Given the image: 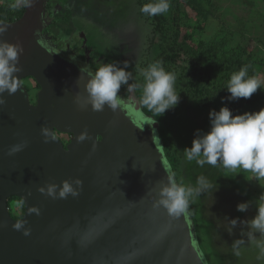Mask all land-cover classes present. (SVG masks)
Masks as SVG:
<instances>
[{
	"label": "water",
	"instance_id": "1",
	"mask_svg": "<svg viewBox=\"0 0 264 264\" xmlns=\"http://www.w3.org/2000/svg\"><path fill=\"white\" fill-rule=\"evenodd\" d=\"M42 9L43 0H32L19 18L0 20V40L23 49L18 89L0 105V264H209L190 209L173 218L153 208L160 182L175 173L159 122L140 113L141 100L129 101L132 92L119 93L116 111L80 107L88 56L73 61L56 48ZM28 76L39 85L35 103L21 82ZM85 130L90 139L78 142ZM56 131L71 134L68 143ZM77 178L76 197L39 191ZM12 195L25 207L17 218L7 206Z\"/></svg>",
	"mask_w": 264,
	"mask_h": 264
},
{
	"label": "rangeland",
	"instance_id": "2",
	"mask_svg": "<svg viewBox=\"0 0 264 264\" xmlns=\"http://www.w3.org/2000/svg\"><path fill=\"white\" fill-rule=\"evenodd\" d=\"M173 1H178L176 5L179 9L180 24L191 33L193 42L199 45V48H196L201 53L200 60L203 63L206 61L207 50L217 56L237 54L242 58L247 57L248 61L254 63L258 68L256 76L264 81V0ZM7 2L12 5L15 0ZM78 2L90 15L89 18H93L84 20L85 25L95 21L101 24L100 34L104 43L100 49L104 54L102 63L127 61L128 70L134 74L139 83H142L143 78L140 76L139 69L155 62L158 52L156 43L152 44V41L156 39L152 26L163 18L166 21L170 20L173 12L172 1L169 0L170 8L166 14L152 17L141 13L140 8L153 0H78ZM14 10L16 11L13 14H16L20 7ZM57 12L62 13L63 10L60 9ZM67 26L72 27L71 23ZM73 30L70 35L75 37L76 33ZM109 55H114V59L111 61L106 59L111 57ZM134 66H136L135 69H133ZM164 68L175 74V91L180 97L179 103L163 114L170 140L169 147L176 160L178 178L183 185L196 187L197 178L203 175L216 187L212 195L209 191L190 198V201L194 202L198 234L206 260L209 264H264V257H260L259 250L254 245L246 243L241 246L239 256L231 247L235 239H246L241 237L240 233L247 231V227L239 221L250 220L256 215L258 199L261 194H264V178L256 177L243 169H226L220 164L215 167L210 165L200 167L195 161H187L183 153L186 147H191L196 130L202 133L209 130V111H219L226 105L224 91H220L219 88L213 90L211 105L206 107L203 103L199 111L195 107L194 98L197 92L193 82L183 78V73L188 68L186 70L179 67ZM210 74V81L215 80L212 71ZM216 77L220 82L222 81V76L217 74ZM22 84L28 90L30 102H35L36 93L39 90L36 82L29 78L23 80ZM261 88L264 90V83ZM262 90L257 89L236 115L256 112L264 108V91ZM222 98L225 99L222 100ZM61 137L66 141L70 135L65 133ZM241 202H250L247 211H237L236 206ZM213 205L214 212L210 210L213 216H210L206 212L209 206ZM8 208L14 216L20 217L21 201L10 200ZM226 217L239 218L231 234L220 224ZM256 235L259 237V233Z\"/></svg>",
	"mask_w": 264,
	"mask_h": 264
},
{
	"label": "clouds",
	"instance_id": "3",
	"mask_svg": "<svg viewBox=\"0 0 264 264\" xmlns=\"http://www.w3.org/2000/svg\"><path fill=\"white\" fill-rule=\"evenodd\" d=\"M32 0H15L12 8L29 7ZM169 0H153L141 6L140 12L152 17L166 14L169 11ZM7 26L0 23V35L6 32ZM23 49L19 44L0 40V105L5 103L3 94H14L18 89V78L16 73L22 69L18 66L19 57ZM75 60V57H69ZM127 61H113L102 64L94 72L87 67L81 66L80 72L86 74L88 79L85 84L86 99L83 104L77 100L80 107L91 106L93 111H103L105 106L116 111L121 105L119 91L122 86H128L130 90L140 88L142 91V104L149 110L163 115L166 110L174 108L179 103V94L175 91V74L168 72L161 61H155L140 68L139 73L143 78L142 83L130 84L132 74L127 71ZM264 83L256 75H248V67H242L233 73L227 82L226 90L230 95L226 97L229 101L238 98L249 99L257 89L262 90ZM264 91V90H262ZM225 98H222V100ZM210 128L207 132L196 130L191 147L183 150L187 161H195L200 167L204 165H222L226 169H243L254 174L256 177L264 178V108L256 112H245L233 115L231 110L222 106L219 111H209ZM90 139L87 131L81 132L78 142ZM19 150V146L10 149L9 154ZM82 181L73 179L64 180L61 185L48 184L39 191L45 195L56 198H66L69 194L76 197ZM197 186H185L177 183L175 173L169 169L165 181L160 182L156 190V198L153 208H163L173 218L186 215L189 208L190 198L199 196L201 193L212 192L216 187L208 179L201 175L197 178ZM75 185V187L73 186ZM256 206V215L250 220H242L239 223L247 227V231H241L240 239H235L231 247L234 253L240 255V247L247 244L254 245L259 250L260 257H264V194L259 197ZM250 202L238 203L236 208L239 212H245ZM239 218H225L220 222L221 226L231 234L237 226ZM259 233V237H257ZM259 258V257H258ZM203 260V256L200 257Z\"/></svg>",
	"mask_w": 264,
	"mask_h": 264
},
{
	"label": "trees",
	"instance_id": "4",
	"mask_svg": "<svg viewBox=\"0 0 264 264\" xmlns=\"http://www.w3.org/2000/svg\"><path fill=\"white\" fill-rule=\"evenodd\" d=\"M171 1L173 5V12L170 17V20L166 21L165 18H163L162 21L155 22L154 25L152 26V30L155 33L154 38H156L152 41V44L156 43V46L158 48V52L155 57V60L161 61L163 63V67H170L172 69L179 67L183 70H186V68H188L186 71H184L183 78L190 79L189 81L193 82V86L195 88V91L197 92L195 95L196 97L194 98L195 107L200 111V108L203 105V103H205L206 107H209L211 105V102L213 101V96H212L213 90L219 88L220 91H224L225 98L230 95V93H228L226 90V86H227V82L230 79V76L233 73L238 72L242 67L247 66L248 75L253 76L256 75L258 68L254 65V63L248 61L247 57L242 58L240 55L237 54L217 56L214 53L210 52L209 50H207V52L205 53L206 61L205 63H203L200 60L201 53H199L196 48V47L199 48V45L193 42V36L191 35V33L180 24V18L178 13L179 9L177 8L176 5L177 4L176 2L178 1L170 0V2ZM24 8L25 7L21 6L20 10L17 11L16 14L9 17L10 20H12L13 16L14 18H18L21 15ZM257 66L261 67L259 65ZM135 67L136 66H134L133 69H135ZM211 71L213 72V75L216 78L213 81H210ZM217 74L222 76L221 82L219 81V78L216 77ZM139 91L140 94L142 95L140 88ZM249 100L250 98L249 99L238 98L234 101L227 100L225 106L231 110L233 115H236L237 111H239L240 108ZM142 107L145 113L154 116V118L159 122L160 124L159 135L162 140L165 155L168 161L171 163L173 170L176 173L178 182L182 184L180 179L178 178L176 160L171 151V148L169 147L170 140L165 128V123H164L165 117L163 115L159 116V113H156L153 110H149L144 105ZM68 135L71 136V134ZM68 141L69 139L66 141L63 140L65 144L68 143ZM12 199H18L19 201H21L22 211L20 216H22L25 208L22 199L19 198L18 196L12 195L7 199V206H9V201ZM194 208H195L194 202L189 201L190 213L196 225L197 237L199 244L201 246V239L198 234V226H197V220H196ZM210 210L214 212V205L209 206L208 209L209 212L208 211L206 212L208 215L213 216V212ZM9 213L13 218H17L10 212V210Z\"/></svg>",
	"mask_w": 264,
	"mask_h": 264
},
{
	"label": "flooded vegetation",
	"instance_id": "5",
	"mask_svg": "<svg viewBox=\"0 0 264 264\" xmlns=\"http://www.w3.org/2000/svg\"><path fill=\"white\" fill-rule=\"evenodd\" d=\"M7 1L8 0H0V20L12 21L17 18H14L13 16L12 20H10L9 17L14 15L13 13L16 10L12 9L10 5L11 3L8 4ZM60 9L63 10L62 13L57 12L60 11ZM42 14H43V18L45 17L47 19V23L43 28V32L50 36V39L56 45V48L58 50H62L67 55H73L75 59H78L81 62H85L86 56H88L87 68L93 72L103 64L102 61L104 60H102V56H104V54L100 50L102 48V45H104V43H102L103 38L101 37L100 34L102 28L100 27L101 24L96 21L94 23L91 22V24H87V23L86 25L84 24L85 22L84 20L89 18L90 15L86 13L84 8L79 4L78 0H43ZM91 18L92 17H90L89 19ZM68 23H71L73 28L67 26ZM72 29H74L73 31H75L76 33L75 37L70 35ZM109 57L110 58H106L109 59V61H111V59H114V55H109ZM127 71H129L132 74V79L129 81V83L130 84L139 83L136 77L134 76V74L128 69ZM29 78L35 81L34 78L28 76L23 78L21 82ZM36 85L39 88V85L37 83ZM130 92H132V96L129 98ZM119 93L123 96L124 99L129 98V101L131 100L130 101L131 103H134L135 100L138 101V99L141 100L142 102V95L140 94L139 88L130 90L128 86L125 85L121 87ZM142 106L143 104L141 103L140 106L141 114L145 113L143 111ZM145 115L148 114L145 113ZM64 134L65 133H60L56 131V135L61 140H62L61 135Z\"/></svg>",
	"mask_w": 264,
	"mask_h": 264
}]
</instances>
